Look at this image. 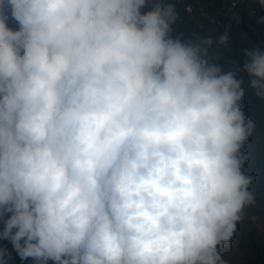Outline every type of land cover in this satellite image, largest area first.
I'll list each match as a JSON object with an SVG mask.
<instances>
[{"label": "clouds", "instance_id": "clouds-1", "mask_svg": "<svg viewBox=\"0 0 264 264\" xmlns=\"http://www.w3.org/2000/svg\"><path fill=\"white\" fill-rule=\"evenodd\" d=\"M179 19L174 0H0V239L22 261L228 264L255 123L212 53L229 33ZM245 54L264 99V52Z\"/></svg>", "mask_w": 264, "mask_h": 264}, {"label": "trees", "instance_id": "trees-1", "mask_svg": "<svg viewBox=\"0 0 264 264\" xmlns=\"http://www.w3.org/2000/svg\"><path fill=\"white\" fill-rule=\"evenodd\" d=\"M230 0H174L179 10L186 5H194L195 10L199 7L205 8L207 13L214 14L222 7L228 4ZM191 18L183 15L181 22H178L176 31L185 33V37H191L194 34L198 36L211 35L215 40L220 34L225 31L229 33L232 48L225 49L223 47L214 46L212 53L223 71H231L239 69L237 72L238 78L244 80L243 87L245 88V97L242 101L243 110L246 116L252 119L255 123V129L245 144L244 151L248 156V161L245 164L244 170L247 174L255 177L251 187L257 192L256 202L264 201V99L258 97L254 90L249 86L250 77L243 71V66L249 61V57L245 54L247 51L259 49L264 52V23L260 20L264 14L251 16L248 7L245 5L239 6L234 12L228 16L220 17V25L211 23L208 19L201 18L196 15ZM234 17H239L240 22L237 23ZM9 26L16 28L18 25L11 20L8 21ZM248 241H251V254L245 257L246 264H264V243L253 241L249 236ZM246 238L242 233L240 223H237L236 231L230 243L220 248L223 255L232 247L244 245ZM260 243V244H259ZM239 245V246H240ZM0 247L6 248L11 254L8 258V264H21L24 261H30L31 258L22 261L16 252L13 250L10 241L0 239ZM223 250V251H222ZM52 264V262H49Z\"/></svg>", "mask_w": 264, "mask_h": 264}, {"label": "rangeland", "instance_id": "rangeland-1", "mask_svg": "<svg viewBox=\"0 0 264 264\" xmlns=\"http://www.w3.org/2000/svg\"><path fill=\"white\" fill-rule=\"evenodd\" d=\"M242 233L246 238V243L232 247L225 252L224 259L228 264H246L245 257L251 254V241H248L249 236L253 241L264 243V201L255 202L254 205L246 209V215L239 221ZM260 244V243H259ZM222 248L224 245L221 246ZM229 248V246L227 245ZM223 251V250H222Z\"/></svg>", "mask_w": 264, "mask_h": 264}, {"label": "built area", "instance_id": "built-area-1", "mask_svg": "<svg viewBox=\"0 0 264 264\" xmlns=\"http://www.w3.org/2000/svg\"><path fill=\"white\" fill-rule=\"evenodd\" d=\"M242 5L248 7L251 16H256L257 14H261V13L264 14V7H262L260 0H230L228 4L222 7L219 11L214 12V14L207 13L205 8L203 7H199L197 10H195L194 5L186 4L181 8V10L177 8L180 17L178 22L182 21L183 15L194 18L195 13H197L196 14L197 16L204 19H208L211 23L215 25H220L221 23L220 17L222 15L228 16L232 14L236 8ZM2 228H3V221L0 220V229ZM3 241H8V240H3ZM21 264H31V262L24 261Z\"/></svg>", "mask_w": 264, "mask_h": 264}]
</instances>
